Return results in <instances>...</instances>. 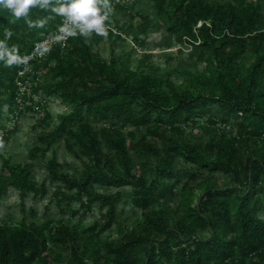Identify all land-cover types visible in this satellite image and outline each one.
<instances>
[{"label": "trees", "instance_id": "obj_1", "mask_svg": "<svg viewBox=\"0 0 264 264\" xmlns=\"http://www.w3.org/2000/svg\"><path fill=\"white\" fill-rule=\"evenodd\" d=\"M136 2L110 0L131 21H106L108 58L96 49L103 36L92 33L56 42L27 64L0 61V144L9 141L8 121L26 110L51 124L46 96L68 107L29 150L45 165V178L36 177L34 162L6 157L0 198L13 187L24 203L55 183L63 212L78 214L73 199L88 208L100 201L105 210L102 224L84 228L26 214L0 222V264H264V0H152L153 16L134 11ZM42 18V28L29 27L25 17L0 9V39L10 29L9 46L28 57L64 22L39 7L27 17ZM153 27L164 31L168 48L189 44V61L171 65L166 52L156 65L144 50L133 64L132 51L117 52L118 40L130 35L145 47ZM60 141L83 170L70 174L55 151L46 159ZM121 201L140 214L109 234Z\"/></svg>", "mask_w": 264, "mask_h": 264}, {"label": "rangeland", "instance_id": "obj_2", "mask_svg": "<svg viewBox=\"0 0 264 264\" xmlns=\"http://www.w3.org/2000/svg\"><path fill=\"white\" fill-rule=\"evenodd\" d=\"M137 10H142L144 14L153 16L154 10L152 0H138L134 6V11ZM113 13L114 14L110 15L108 18V23L111 26L116 27L118 24L131 21V16L128 12L114 10ZM139 20L140 17L138 16L133 20V22L137 25ZM163 32V30L157 29L156 27L151 28L146 35L144 34L147 42L145 47L135 44L132 36L130 35L128 36V40L126 42L118 40L119 45L116 50L117 52L132 51L133 64L139 63V58L144 50L154 54L152 61L156 65H163L165 60L164 54L166 52L174 57V62L172 61L173 64L171 63V65L176 66L178 58H183L188 62L189 52L191 51L189 44L174 42L171 45L172 47L168 48L167 43L164 41ZM112 45V41H110L108 36L105 35L102 40L97 43L96 49L102 56L108 58L110 56ZM180 47H184V49L180 51ZM199 67L203 68V65L200 64ZM45 99L48 102L51 114V124H45L44 126L38 124L42 118V113H40V111L33 112L29 110H26L24 113L21 112V116L19 118H13L8 121L12 132L10 134L9 141L2 142L0 144V168L2 167L3 160L8 157L14 162H34V173L40 181H42L47 175L43 162L40 159L33 160L29 156V150L36 140V133L40 132L42 128H54L55 124L59 122L60 115L67 111L68 107L58 98L46 96ZM11 114H13V112H11ZM53 151L56 152L63 168L66 171H69L70 174H76L78 173L77 171L83 170V161L66 148L64 141L56 143L54 148L48 151L46 159L52 156ZM58 187L59 186L55 183L50 184V192L45 197L34 198L32 197V194H30L25 199L24 203L21 201L19 191L13 187L9 188L7 193L0 198V222H16L19 221L24 214H26L29 219H36L38 222H43L47 218H53L56 220L63 218L66 221L70 220L72 223H79L82 228L89 227L95 221H98L100 224L104 222L105 219L103 215L105 210L100 208V201H95L91 205V208H88L82 207L79 200L73 199L71 201V205L74 208L79 209L78 214L73 216L71 210L63 212L58 203L53 199L54 191L58 189ZM100 189L104 192H112L117 190V187L102 186ZM130 190V186L124 187V192L126 194L130 192ZM171 202L173 204L176 203L175 197L172 198ZM63 206L66 207V203H64ZM118 208V218L107 231L109 234H114L119 229L124 228L127 224H131L133 218L139 216L140 214V211L135 209L130 202L121 201L118 204ZM33 210L35 213H33Z\"/></svg>", "mask_w": 264, "mask_h": 264}, {"label": "clouds", "instance_id": "obj_3", "mask_svg": "<svg viewBox=\"0 0 264 264\" xmlns=\"http://www.w3.org/2000/svg\"><path fill=\"white\" fill-rule=\"evenodd\" d=\"M33 7L62 16L64 22L58 30L65 36L72 37H89L92 33L107 35L106 21L113 12L110 0H56L55 3L52 0H0V9L9 10L16 19L25 17L29 27L42 28L46 18L36 21L27 19ZM12 35L10 29H5L3 38L0 39V61L8 67L27 64L28 57L21 56L16 46H9L8 41ZM43 51L46 52L47 49Z\"/></svg>", "mask_w": 264, "mask_h": 264}, {"label": "built area", "instance_id": "obj_4", "mask_svg": "<svg viewBox=\"0 0 264 264\" xmlns=\"http://www.w3.org/2000/svg\"><path fill=\"white\" fill-rule=\"evenodd\" d=\"M68 38L69 36H65L59 31L54 34L48 35L33 48L31 53L28 55V61L34 58H44L49 53L54 43L60 41L62 42V45H65ZM43 49H47V51L44 52ZM21 73H23V71H21Z\"/></svg>", "mask_w": 264, "mask_h": 264}]
</instances>
